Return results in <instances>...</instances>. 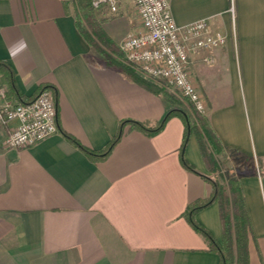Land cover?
<instances>
[{
    "label": "crops",
    "instance_id": "0c3cea01",
    "mask_svg": "<svg viewBox=\"0 0 264 264\" xmlns=\"http://www.w3.org/2000/svg\"><path fill=\"white\" fill-rule=\"evenodd\" d=\"M128 1L119 0L115 15L93 11L103 38L116 46L141 31ZM168 2L177 26L208 19L226 37L221 48L190 53L187 71L223 146L229 180L242 190L249 264H264V0ZM75 11L67 0H0V63L21 96L52 91L58 128L7 150L9 126L0 125V264H219L182 216L189 203L211 195L213 173L193 135L183 158L194 171L182 165L179 118L155 135L124 125L102 158L66 137L100 152L120 122L153 127L173 108L107 66L82 36ZM194 221L221 243L216 201Z\"/></svg>",
    "mask_w": 264,
    "mask_h": 264
},
{
    "label": "built area",
    "instance_id": "2783aa9c",
    "mask_svg": "<svg viewBox=\"0 0 264 264\" xmlns=\"http://www.w3.org/2000/svg\"><path fill=\"white\" fill-rule=\"evenodd\" d=\"M141 31L127 35L118 45L121 61L141 78L173 89L197 113L204 114L205 101L188 76L189 54L211 51L226 44V37L210 29L208 19L183 27L174 22L168 0H131ZM93 11L106 8L117 14L119 0H88ZM230 12H233V3ZM206 62H210L206 59ZM0 86V125L9 126L3 147H30L55 134L56 107L50 89L41 90L27 104L8 101Z\"/></svg>",
    "mask_w": 264,
    "mask_h": 264
},
{
    "label": "trees",
    "instance_id": "16d2710c",
    "mask_svg": "<svg viewBox=\"0 0 264 264\" xmlns=\"http://www.w3.org/2000/svg\"><path fill=\"white\" fill-rule=\"evenodd\" d=\"M79 2V13H81L82 18L87 19L90 23L88 27L94 34V37L86 36V34L82 32L80 26L78 25V21L76 20L77 27L82 33L84 39L98 52V54L101 55L106 65L120 71L126 76L139 80L150 92L172 104L173 108L168 110L161 121L153 127H149L144 123H137L133 121L120 122L116 136L111 139L106 148L100 152L85 149L75 139L70 136L66 137L88 156L93 158H102L106 156L111 148L119 141L124 125L129 124L136 130L145 132L149 135H155L163 130L168 120L172 117H176L182 121L184 126V135L180 146V160L184 168L189 171H194L183 158L185 145L189 138L193 135L197 140L202 157L204 158L206 164L212 166L213 174L216 173L218 165L215 157L222 155L224 151L223 146L220 144V141L212 131L207 118L193 109L188 112L158 83H152L150 81L147 82L142 79L140 80V76L121 61V52H119L118 47L113 42L97 38L100 28L94 22L93 9L90 7L88 0H80ZM0 86H4L6 88L5 98L11 102L27 104L34 100L38 95L37 94L36 96L29 98L21 96L15 86L12 71L8 66L1 63ZM43 89H47V87L42 88L41 90ZM207 180L212 186L211 195L206 199H200L189 203L182 216L192 229L206 241L208 250L218 255L219 264H249L247 246L251 227L240 184L238 181L230 179L227 182V186L223 187L213 178ZM214 201L218 203L220 210L222 228L221 243H218L208 231L194 221V214L197 211L209 206Z\"/></svg>",
    "mask_w": 264,
    "mask_h": 264
},
{
    "label": "rangeland",
    "instance_id": "374dc122",
    "mask_svg": "<svg viewBox=\"0 0 264 264\" xmlns=\"http://www.w3.org/2000/svg\"><path fill=\"white\" fill-rule=\"evenodd\" d=\"M69 3H70V5H73V6H75L77 9H78V7L80 6V0H67ZM127 5H128V7H130L129 8V10H130V12L131 13H135V14H137L136 13V10L134 9V6H133V4H132V1L130 2V0L127 2ZM133 13V14H134ZM135 16V15H134ZM75 19L78 21V25L80 26V28H81V30H82V32H84V34H86V36H93L94 34L89 30V27H88V25H90V23L87 21V19H85V18H82V16H81V13H79V12H77V11H75ZM93 19H94V22H95V24L97 25V26H99V28H100V23H98L97 21H96V18H95V16H94V14H93ZM94 37V36H93ZM104 37V34H102V31H101V33L99 32L98 34H97V38L99 39V38H101V39H104L103 38ZM89 44V43H88ZM90 45V44H89ZM117 47H118V45H117ZM95 52H97L94 48H92ZM118 50H119V47H118ZM119 52H121L120 50H119ZM98 53V52H97ZM121 57H122V53H121ZM160 86H162V88L164 89V90H166V92H168V94H170L175 100H177V102L179 103V104H181L182 106H183V108L184 109H186L188 112L192 109L191 108V106H189L179 95H178V93L176 92V91H174L173 89H171V88H168V87H166V86H164L163 84H159ZM221 156V155H220ZM220 156H218V157H215V160L217 161V167H218V169H217V172L216 173H214L213 174V179L215 180V181H217V183H219L220 185H222L223 187H226L227 186V180L229 181V176H230V174L228 173L229 172V170H228V168H227V165L224 163V161H222L221 159H220ZM258 168H260V167H258Z\"/></svg>",
    "mask_w": 264,
    "mask_h": 264
}]
</instances>
